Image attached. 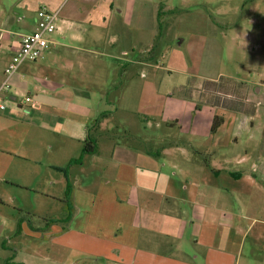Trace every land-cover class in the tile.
<instances>
[{"label":"crops","instance_id":"0c3cea01","mask_svg":"<svg viewBox=\"0 0 264 264\" xmlns=\"http://www.w3.org/2000/svg\"><path fill=\"white\" fill-rule=\"evenodd\" d=\"M220 1L0 5V84L22 37L36 29L38 11L61 8L49 49L39 60L23 62L2 94L7 108L0 110V252L6 264H25L16 258L31 251L28 238L47 240L55 246L54 260L72 264H264V221L250 214L256 199L264 209L263 141L255 139L243 156L228 150L239 145L237 131L253 130L245 125L261 112L263 80L250 84L227 77L241 86L237 98L205 104L219 110L213 120L226 108L234 118L242 115L244 126H224L222 117L218 130L211 132V125L203 136L202 147L185 138L163 144L132 135L129 141L114 130L121 125L116 116L130 110L128 89L114 84L117 74L142 83L141 90L145 85L151 98L160 94L165 79L169 94L190 99L183 88L191 81L216 85L225 77L212 70L222 45L213 30L217 26L199 25L203 31L194 30L199 36L193 40L179 31L187 24L180 17L195 13L191 5L204 9ZM248 2L249 20L264 23V0ZM239 11L236 6L219 16L236 17ZM199 20L208 25L211 17L204 13ZM243 36L248 42L255 38L251 31ZM161 44L188 50L183 67L168 59V78L153 71L159 69ZM148 70L151 76H145ZM177 75L185 78L176 81ZM25 96L32 103H25ZM260 131L263 137L264 126ZM87 138L97 151L83 155Z\"/></svg>","mask_w":264,"mask_h":264},{"label":"rangeland","instance_id":"374dc122","mask_svg":"<svg viewBox=\"0 0 264 264\" xmlns=\"http://www.w3.org/2000/svg\"><path fill=\"white\" fill-rule=\"evenodd\" d=\"M3 2L5 5H7L6 2L8 5L12 4V0H0V5H3ZM16 6H18V4H16ZM236 6L240 7L239 14L236 17L232 13L223 17L219 16L220 13H224L228 11L229 8H235ZM248 6V0L242 3H231L223 0L222 2H214L204 9L196 7L198 10L191 5L190 10L193 11V9H195L194 15L192 12L189 18L184 16L180 17L182 21L185 20L187 22L185 27H180L179 29L182 37L187 36L192 40L196 39L199 35H197L198 32L195 33L194 30L201 32L203 29H201L200 26L206 28L210 27L212 24V26H217L213 27L216 36L222 39L221 49L216 53L218 55V65L216 68L213 67L212 70L215 77L217 71L218 73H223L225 77L221 78L217 84L215 83L216 85L204 82L198 84V82L191 81L188 86L183 88V93H185V95H190V99L169 94L168 91L171 85L169 79H165L163 84H161L160 94L151 98L145 85H143V90H141L142 83L137 82V84H131L130 82L132 80L127 77L123 79L120 74H117L118 77L115 79L114 84L117 86L123 85L124 89H128L126 105L127 109L130 110L125 115L116 116V124L121 125L114 126L115 132L119 135L121 134L123 138L129 141L133 140L131 139L133 138L132 135L140 136L141 139L149 141H161L163 144H165L167 140L171 141L172 139L185 138L188 141H192L193 146L202 147L204 144L203 139H205L203 136L209 133L213 116L219 111L212 110L205 102L212 103L215 98H219L223 102L230 103L237 98V94H240L238 91H241V86H239L238 83H233L232 79L227 77L233 76L234 78L245 79V82L250 84L254 82L259 83L260 80L264 81V23L260 22L259 24H254L251 19L249 20L247 13ZM244 7L246 9L243 11ZM204 13L211 17L208 25L199 23L202 22L199 20V16ZM178 20L179 19H176V21ZM210 31H212V28ZM248 31L255 34L254 40H250V42L245 40L243 36ZM173 49H171V46L161 44L158 60L159 69L153 68L155 73L158 71L159 75L168 78L169 74L166 72V68L169 58L173 59V66L183 67L182 56L185 55L184 53H188L187 48L174 47ZM114 50L113 54L120 55L118 48H114ZM103 52L107 53L106 50ZM213 53L215 54V52ZM146 54L148 55L150 53L146 52L145 56H147ZM208 55L209 52L207 51V57ZM131 74L132 72L129 73L128 77ZM151 74V71L148 70L145 76H151ZM139 75L141 74L139 73ZM183 77V75H177L175 76L177 79L174 80L184 79L185 77ZM259 105L258 108L261 112H256L257 114L254 119L249 120V123L245 125L254 126L253 130H244L243 128L241 131H237L238 133L240 132L239 145L237 148L230 147L228 149L234 152L236 151V155H245L244 151L247 147H252V143L255 139L257 142L258 140L264 142V134L262 137V132L260 131L261 126H264V102ZM147 113L152 116H148ZM220 114H223L222 117H226L227 122L224 126H244L243 122H245V118L242 115H237V117L234 118L232 110L226 108H224V111H221ZM230 118L233 121L232 124L230 123ZM164 121L173 126L167 127L162 125ZM233 123H236V125H233ZM263 142L261 147V149H263L262 152H264ZM244 184L245 182H241V186ZM254 203L257 207H254L253 210L250 211V214L254 215L251 217L264 221V209L258 207L263 202L256 199ZM238 210L240 211L241 209L238 207ZM26 242L31 251L17 256L16 261L25 264H72L67 260H54L53 253L55 251V246L47 242V240L28 238ZM2 257L3 255L0 252V264H6V260ZM74 264H88V262L86 260H79Z\"/></svg>","mask_w":264,"mask_h":264},{"label":"built area","instance_id":"2783aa9c","mask_svg":"<svg viewBox=\"0 0 264 264\" xmlns=\"http://www.w3.org/2000/svg\"><path fill=\"white\" fill-rule=\"evenodd\" d=\"M70 0H63L61 8ZM52 11L48 8H41L37 13L36 29L25 35L19 46L15 49L10 63L4 70L6 80L0 84V110H6L2 94L8 92V80L15 74L19 66L26 61L35 62L43 57L49 49V36L59 29L60 10ZM25 103H32L29 96L24 97Z\"/></svg>","mask_w":264,"mask_h":264},{"label":"trees","instance_id":"16d2710c","mask_svg":"<svg viewBox=\"0 0 264 264\" xmlns=\"http://www.w3.org/2000/svg\"><path fill=\"white\" fill-rule=\"evenodd\" d=\"M99 119L95 121V125L98 124ZM223 124V118L219 116H215L213 123H212V128L211 132L215 133L218 128ZM97 151L96 144L93 142L92 139L87 138L84 140V147H83V155L86 154H93ZM16 264H21V263H16Z\"/></svg>","mask_w":264,"mask_h":264}]
</instances>
